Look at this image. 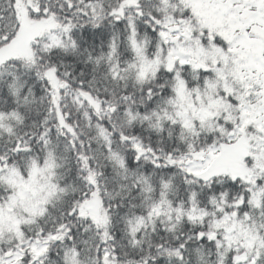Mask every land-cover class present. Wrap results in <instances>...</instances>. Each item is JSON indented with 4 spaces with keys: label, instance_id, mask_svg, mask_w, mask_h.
<instances>
[{
    "label": "snow or ice",
    "instance_id": "obj_1",
    "mask_svg": "<svg viewBox=\"0 0 264 264\" xmlns=\"http://www.w3.org/2000/svg\"><path fill=\"white\" fill-rule=\"evenodd\" d=\"M0 264H264V0H0Z\"/></svg>",
    "mask_w": 264,
    "mask_h": 264
}]
</instances>
